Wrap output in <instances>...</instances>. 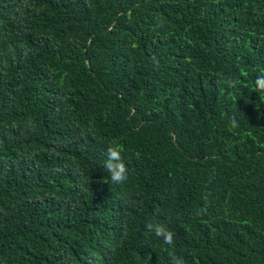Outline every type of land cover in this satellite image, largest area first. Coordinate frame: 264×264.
Masks as SVG:
<instances>
[{
	"label": "trees",
	"instance_id": "obj_1",
	"mask_svg": "<svg viewBox=\"0 0 264 264\" xmlns=\"http://www.w3.org/2000/svg\"><path fill=\"white\" fill-rule=\"evenodd\" d=\"M0 264H264V0H0Z\"/></svg>",
	"mask_w": 264,
	"mask_h": 264
}]
</instances>
